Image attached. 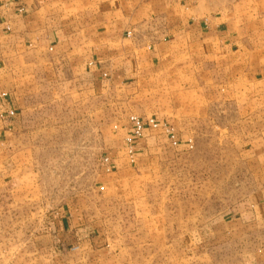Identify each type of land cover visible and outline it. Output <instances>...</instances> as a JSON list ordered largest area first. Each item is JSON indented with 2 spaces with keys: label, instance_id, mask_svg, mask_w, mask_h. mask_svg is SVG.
I'll list each match as a JSON object with an SVG mask.
<instances>
[{
  "label": "crops",
  "instance_id": "0c3cea01",
  "mask_svg": "<svg viewBox=\"0 0 264 264\" xmlns=\"http://www.w3.org/2000/svg\"><path fill=\"white\" fill-rule=\"evenodd\" d=\"M260 8L264 0H0V186L8 194L26 193L29 201L36 196L33 134L24 125L39 108L120 88L156 90L167 81L186 90L192 74H209L210 59L237 58L235 72L242 52H249L246 43L264 40V20L251 15ZM254 49L250 57L264 58V50ZM249 64L237 83L250 92L243 119L263 128L246 148L249 192L173 242L170 256L157 264H264V66ZM176 101L193 111L191 100ZM200 101L202 116L208 102ZM159 118L182 130L172 113ZM132 126L119 131L120 144L105 154V179L87 195L46 211L35 226L20 227L16 209L9 216L0 211L5 250H18L20 238L13 236L26 233L37 264H140L126 243L128 206L122 205L141 201L139 183L168 154L191 151L182 131L184 140L174 146L148 126L136 138Z\"/></svg>",
  "mask_w": 264,
  "mask_h": 264
},
{
  "label": "rangeland",
  "instance_id": "374dc122",
  "mask_svg": "<svg viewBox=\"0 0 264 264\" xmlns=\"http://www.w3.org/2000/svg\"><path fill=\"white\" fill-rule=\"evenodd\" d=\"M251 15L263 21L264 9ZM261 32L263 35L264 30ZM246 45L249 52L256 47L264 50L263 39L251 42V47ZM249 52H242L241 69L235 72L231 66L237 58L219 63L210 59L209 74H192V82L183 83L189 88L186 90L167 81L156 90L120 88L104 97L65 98L59 104L39 108L24 125L33 134L38 172L32 192L36 196L29 201L26 193L8 194L0 186V211L9 216V211L16 209L20 227L35 226L46 211L62 207L74 195H87L102 183L106 151L120 144V130L130 125L135 130L133 120L154 129L150 120L158 121L161 114L172 113L179 117L177 125L188 135L185 139L191 152L183 156L168 154L154 174L139 183L135 193L141 201L131 199L122 205L128 206L124 223L128 222L126 243L134 248L132 258L140 264H157L158 259L162 262L170 256L168 248L173 242L183 240L186 233L226 211L249 192L246 148L263 128L260 123L243 119L250 92L237 83L243 81L241 76L250 62L264 66L263 57H250ZM200 60L204 63V59H193L192 63L201 66ZM217 63L224 68L212 70ZM201 84L208 88L202 93L196 90ZM201 96L208 102L202 116ZM177 99L191 100L193 111L184 104L178 106ZM172 127L180 143L184 140L182 133L179 127ZM24 236H13L18 250H5L7 243L0 241V264H37L34 251L28 250L31 237Z\"/></svg>",
  "mask_w": 264,
  "mask_h": 264
},
{
  "label": "built area",
  "instance_id": "2783aa9c",
  "mask_svg": "<svg viewBox=\"0 0 264 264\" xmlns=\"http://www.w3.org/2000/svg\"><path fill=\"white\" fill-rule=\"evenodd\" d=\"M133 122L135 123L134 136L136 138H140L144 130V123L140 120H133ZM149 125L155 130H162L163 133L170 139V141L172 142L174 146L178 145L179 141L177 138V134H176L175 129L172 126H169L167 124H162L159 121H156L154 119L149 121ZM128 141L132 142L131 139H129ZM105 161H108V160L106 159Z\"/></svg>",
  "mask_w": 264,
  "mask_h": 264
}]
</instances>
